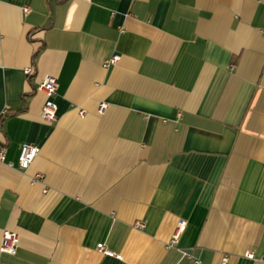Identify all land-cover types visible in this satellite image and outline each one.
<instances>
[{"label": "crops", "instance_id": "0c3cea01", "mask_svg": "<svg viewBox=\"0 0 264 264\" xmlns=\"http://www.w3.org/2000/svg\"><path fill=\"white\" fill-rule=\"evenodd\" d=\"M1 142L0 264H264V0H0Z\"/></svg>", "mask_w": 264, "mask_h": 264}, {"label": "built area", "instance_id": "2783aa9c", "mask_svg": "<svg viewBox=\"0 0 264 264\" xmlns=\"http://www.w3.org/2000/svg\"><path fill=\"white\" fill-rule=\"evenodd\" d=\"M85 1H91V0H85ZM119 58L118 55L114 54L107 60H105L104 64L105 66H108L110 64H114L117 59ZM28 73H32V68L27 69ZM57 88V79L54 76H46L44 77L38 84L37 89L44 93L46 100L41 108V117L46 122H54L57 118L56 116V104L53 100ZM106 107V104L102 102L98 108V112L101 113L104 108ZM84 112L81 110L80 114H83ZM38 147L34 146L32 144H23L21 146L18 158H17V167L21 170H26L34 158L38 154ZM6 144L5 142L0 143V164L6 163L7 165L11 166L12 164L10 162H6ZM42 176L41 174H37L32 181H38L41 180ZM138 227H142L141 222H136L135 224ZM185 228V222L179 221L177 224V227L170 239V242L168 246H173L177 243L179 234L184 230ZM18 234L15 231L4 229L2 230V237H1V243H0V252L7 253V254H13L16 250L17 244H18ZM98 249L105 255L108 256H114V252L107 249L103 244H98ZM247 257H253L251 252H246L245 254ZM225 260V258H224Z\"/></svg>", "mask_w": 264, "mask_h": 264}]
</instances>
